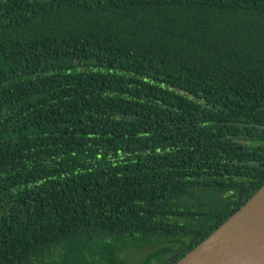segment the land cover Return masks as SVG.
Wrapping results in <instances>:
<instances>
[{
  "label": "trees",
  "instance_id": "trees-1",
  "mask_svg": "<svg viewBox=\"0 0 264 264\" xmlns=\"http://www.w3.org/2000/svg\"><path fill=\"white\" fill-rule=\"evenodd\" d=\"M263 184L264 0H0V264H175Z\"/></svg>",
  "mask_w": 264,
  "mask_h": 264
},
{
  "label": "water",
  "instance_id": "water-1",
  "mask_svg": "<svg viewBox=\"0 0 264 264\" xmlns=\"http://www.w3.org/2000/svg\"><path fill=\"white\" fill-rule=\"evenodd\" d=\"M175 264H264V184Z\"/></svg>",
  "mask_w": 264,
  "mask_h": 264
},
{
  "label": "rangeland",
  "instance_id": "rangeland-1",
  "mask_svg": "<svg viewBox=\"0 0 264 264\" xmlns=\"http://www.w3.org/2000/svg\"><path fill=\"white\" fill-rule=\"evenodd\" d=\"M160 248H161V246L156 247V246H152V245L130 248V249H126L123 252L122 257L125 258L129 262H137V261H141L144 258H146V256L148 254L153 253V252L155 253ZM158 262H159V259L157 257H155L151 261L150 264H157Z\"/></svg>",
  "mask_w": 264,
  "mask_h": 264
}]
</instances>
